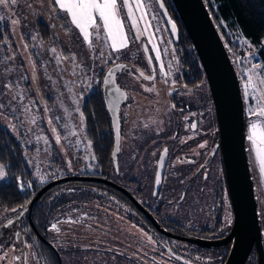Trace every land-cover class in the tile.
I'll list each match as a JSON object with an SVG mask.
<instances>
[{
    "label": "flooded vegetation",
    "instance_id": "obj_1",
    "mask_svg": "<svg viewBox=\"0 0 264 264\" xmlns=\"http://www.w3.org/2000/svg\"><path fill=\"white\" fill-rule=\"evenodd\" d=\"M151 1L155 3L162 30L152 27L153 36L146 40L145 46L143 43L137 48L138 56L129 54L123 58L120 51L102 47L97 58L103 55L108 58L106 68L95 76L80 66L77 75L80 87L68 91L69 97L78 100L81 106L78 113L74 111L76 122L67 116L73 114L68 108L62 111L61 137L88 168L81 175L70 176L94 179L60 181L57 186H66L67 191L59 192L62 205L58 216L50 218L49 223V208L44 203L40 228L33 216L34 204L20 210L15 207V212L0 205V252L7 254L10 264H14V255L21 257L15 264H227L235 250L236 212L225 169L219 111L206 69L192 40L177 26L175 10H169L167 0L163 1L177 23L175 34L158 1ZM41 21L50 28L48 22ZM51 39L50 32L43 40L57 44ZM156 50L160 52L159 60ZM229 52L240 83L245 144L259 206L264 253L260 195L247 143L249 97L245 95L242 69L230 49ZM114 56L120 58L114 60ZM114 64L125 67L116 73L119 92L116 85H111L106 100L104 78ZM140 72L154 79L140 77ZM192 124L196 127L192 128ZM7 133L12 136L0 124V136L4 138ZM4 141H10V137ZM202 144L204 147H200ZM21 150L24 155L22 146ZM1 182L2 179L0 195L4 189ZM82 182L89 183L84 185L93 196L89 201H77L69 211L64 204L65 194L72 187L83 185ZM29 185L17 188L27 192ZM65 215H72L73 218L67 217L75 222L65 226ZM226 218L232 220L227 227ZM9 220L13 221L11 225ZM54 223L60 229L57 234L51 229ZM79 225H92L93 232L108 236L107 241L92 243L95 241L92 233L75 232L82 227ZM114 239L123 241L120 248L113 245ZM98 255L101 261L93 263L92 259ZM259 261L255 241L244 264Z\"/></svg>",
    "mask_w": 264,
    "mask_h": 264
},
{
    "label": "rangeland",
    "instance_id": "obj_2",
    "mask_svg": "<svg viewBox=\"0 0 264 264\" xmlns=\"http://www.w3.org/2000/svg\"><path fill=\"white\" fill-rule=\"evenodd\" d=\"M143 3L147 15L145 20H138L142 33L139 39L135 38L136 29L132 27L131 21L127 18V9H122L121 11V15L124 18L125 31L129 38L128 47L120 51V55L123 58H127L129 54L130 56H138L136 53L137 48H141L143 43L145 46L146 40L153 36V26H158L162 30L155 3L153 4L151 0H143ZM0 15L6 16L4 21H0V104L4 105V108L0 109V124L20 142L26 162L34 171V179L39 184H47L65 176L81 175L88 169L87 164L78 160L73 154L74 151L70 150L62 139L60 117L62 111L68 108L73 114L70 113L67 116L70 120H75L76 114L74 111L78 113L77 109H79L81 104L78 100L70 98L68 91H75L80 87V80L77 76L80 66H83L86 71L91 72L95 76L106 68L108 58H105L104 55L97 58V54L102 47H107L108 45L100 41H94L95 47L90 49L83 41L78 30L71 24L70 17L56 7L54 0H18L15 6L9 8L0 6ZM140 15V12L137 11V18ZM12 19L18 20L19 23L13 25L11 23ZM41 20L49 23L52 33L51 41H57V44L48 43L43 40L44 38L42 39L38 28V23ZM145 21H147V25ZM146 26L147 32L144 31ZM32 37H36V39H32ZM156 37V39H159L158 36ZM164 37L166 38V35ZM236 38L247 48L246 55L236 56L240 69L244 70V74L247 77L250 74L249 69L252 68L253 61L259 59L257 57L258 50L255 48L249 49V42L242 35H236ZM25 45L28 46L27 49ZM52 47L57 48L58 52H62L65 56H71L72 53H75L76 60L64 61L57 66L53 54L49 51ZM9 57H14V59H8ZM112 58L116 60L120 57L114 56ZM33 63L35 64V72ZM259 65L260 68L255 70L256 74L264 77V65L262 62ZM6 69H12V71H6ZM22 76L24 77L23 79L21 78ZM34 76L35 79H33ZM9 80L18 82V88L15 87L14 83V91H8L3 87ZM15 93L23 94L24 100L22 103L19 100H12V96ZM248 97V109L255 107L257 102L255 97L251 95ZM25 107L29 110L25 111ZM249 117L251 118L249 125L257 119L254 116ZM33 119L35 123L32 122ZM50 119L52 123H49ZM53 129H55V132ZM57 135L60 136L59 143L56 141ZM247 143L251 166L256 179V188L260 195V206L264 221V175L260 172V165L256 159L253 146L249 140ZM78 163H84L85 165H78ZM2 180H7V176ZM62 190L67 191L66 186L58 185L51 191L49 200L57 197ZM77 201H80L79 196L69 204L74 205ZM68 215H65V226L70 221L68 217L73 218L72 215ZM76 231L81 234L92 233L95 238L92 243L104 242L108 238L104 233L99 235L98 231L93 232L92 225H83ZM65 232L63 235L67 236ZM55 242L58 243L56 238ZM111 242L119 248L123 243L119 239H114ZM128 243H130V239ZM84 248L88 249V247ZM3 255L4 253L0 252V256ZM100 261V255L92 259L93 263ZM0 264H10L9 257L7 256L6 260H0Z\"/></svg>",
    "mask_w": 264,
    "mask_h": 264
},
{
    "label": "water",
    "instance_id": "obj_3",
    "mask_svg": "<svg viewBox=\"0 0 264 264\" xmlns=\"http://www.w3.org/2000/svg\"><path fill=\"white\" fill-rule=\"evenodd\" d=\"M157 1L167 24L175 34L177 26L173 31L172 25H176V23L171 19L164 1ZM161 3L163 7H161ZM173 3L206 69L219 111L225 169L236 212L234 230L237 234V244L227 264H244L255 241L260 254L258 264H262L264 253L259 228V211L245 144L242 97L238 74L233 65L234 58L230 55L205 0H173ZM115 65L117 64L112 65L109 69H114ZM109 69L105 78L109 74ZM117 71H115L113 82L104 83L106 100L112 88L111 85L120 88L116 82ZM93 179V177L67 176L49 182L41 188L28 207L32 208L42 195L62 180Z\"/></svg>",
    "mask_w": 264,
    "mask_h": 264
},
{
    "label": "snow or ice",
    "instance_id": "obj_4",
    "mask_svg": "<svg viewBox=\"0 0 264 264\" xmlns=\"http://www.w3.org/2000/svg\"><path fill=\"white\" fill-rule=\"evenodd\" d=\"M18 3V0H0V6L4 8H9L11 6H15ZM56 7L63 11L68 17H70L71 24L78 30L79 34L82 36L83 41L87 44L90 49L95 47L94 41H100L102 43H106L113 52H119L128 47L129 38L125 31V23L124 18L121 15L122 9H127V18L131 21V25L134 29H136V39H139L141 33L138 20H145L147 15L145 11V5L143 0H54ZM161 7L163 4L161 3ZM140 12L139 18L136 16V12ZM6 19L5 15H0V21H4ZM99 21V23H98ZM11 23L13 25L18 24L19 21L16 19H12ZM147 25V21H145ZM173 31L176 29V25H172ZM144 31L147 32V26L144 28ZM32 39H36V37H32ZM27 45L25 48L27 49ZM56 61L57 66L62 64L64 61H75L76 55L72 53L71 56H65L62 52H58L57 48L52 47L49 50ZM103 55V53H101ZM8 59H14V57H9ZM151 59V58H150ZM156 59H160V52L156 50ZM124 65H115L114 69H109V74L105 78L104 83L113 82V77L115 76V71L124 68ZM163 68V66H161ZM260 68V65H253L251 69H249V75H247L246 82L244 84V91L246 96H254L256 99L255 107H250L248 109L249 116L257 117L256 120L252 121L249 125V134L247 139L250 141L251 145L256 154V159L260 165V172L264 175V77L258 76L256 74V69ZM33 70L35 72V64L33 63ZM6 71H12V69H6ZM140 77H144L145 79H154L153 76H144L143 72L139 73ZM24 78L23 76L21 77ZM35 79V76L33 77ZM14 83L15 87L18 88V82H13L9 80L7 84H4L3 87L8 91H14ZM152 89H149L151 91ZM119 92V89H116ZM6 94V93H5ZM123 95V93H121ZM13 101L19 100L21 103L24 100V96L22 93H15L12 96ZM173 108L175 105L172 106ZM4 105L0 104V109H3ZM29 109L25 107V111ZM79 112V109H77ZM81 119H83V113H80ZM59 119V118H57ZM187 119V117H185ZM35 123V120L32 121ZM49 123H52V120H49ZM192 128H195L196 125L192 124ZM55 132V129H53ZM75 135V133H73ZM117 136H119L118 126H117ZM56 141L60 142V136H56ZM91 143V142H89ZM200 147H204V145H200ZM119 149L117 148V151ZM164 153H167V149H164ZM163 161V156H161V163ZM5 166L0 165V179L6 177V172L4 170ZM43 179V177H41ZM18 186L23 189L25 182L22 178H17ZM156 183H160L159 175L157 176ZM183 199V197H181ZM23 207V206H21ZM13 212L16 209H12ZM75 222V221H69ZM13 223L12 220L8 221V224L11 225ZM232 224V220L230 218H226L225 226H230ZM51 229L57 232L60 231L57 224L54 223L51 225ZM15 248V246H13ZM7 254L5 253L3 256H0V260H6ZM21 260L19 255H14L13 261L18 262Z\"/></svg>",
    "mask_w": 264,
    "mask_h": 264
},
{
    "label": "trees",
    "instance_id": "obj_5",
    "mask_svg": "<svg viewBox=\"0 0 264 264\" xmlns=\"http://www.w3.org/2000/svg\"><path fill=\"white\" fill-rule=\"evenodd\" d=\"M205 2L231 54L235 57L238 55H246V46L236 38V35H242L249 42V49L255 48L258 50L257 57L261 59L264 65V0H205ZM166 3L169 10H175V16L179 21L177 26L182 27L190 39L185 25L175 8L173 0H167ZM38 28L43 38L49 37L51 31L45 22L40 21L38 23ZM99 103L100 102H96V104ZM2 134H6V132ZM7 137H10V141L5 142L4 140H6ZM2 138L3 136H0V148L2 149L0 150V165L5 166L4 170L7 180L1 182L4 189L0 195V205L12 209L16 207L18 208L17 210H20L29 206V203L33 200L38 191L46 184H39L37 180L34 179V171L29 167L24 155H22L19 141L8 133L7 136H4L3 141L1 140ZM17 178H22L25 185L30 183V190L27 192L19 190L17 188ZM82 183L83 185L79 184L80 186L72 187L73 190L66 194L64 204L65 208L69 211H71L75 205H70L69 203L77 196L80 197L79 202L89 201L93 196L90 194L88 187L84 185L89 183ZM12 186L15 187L11 188ZM56 187L57 185L34 203L33 216L38 223H35L38 228H40V223L42 224L41 217H43L44 203L48 204L49 209L47 218L49 223L51 221L50 218H55L58 215V208L62 205L59 195L49 200L51 191Z\"/></svg>",
    "mask_w": 264,
    "mask_h": 264
},
{
    "label": "built area",
    "instance_id": "obj_6",
    "mask_svg": "<svg viewBox=\"0 0 264 264\" xmlns=\"http://www.w3.org/2000/svg\"><path fill=\"white\" fill-rule=\"evenodd\" d=\"M259 63V59H257V60H254L253 61V65H257ZM242 74H243V76H244V78H245V82H246V79H247V77L245 76V74H244V70L242 69Z\"/></svg>",
    "mask_w": 264,
    "mask_h": 264
},
{
    "label": "bare ground",
    "instance_id": "obj_7",
    "mask_svg": "<svg viewBox=\"0 0 264 264\" xmlns=\"http://www.w3.org/2000/svg\"><path fill=\"white\" fill-rule=\"evenodd\" d=\"M261 62H262V61L260 60L259 63H258L257 65L261 64Z\"/></svg>",
    "mask_w": 264,
    "mask_h": 264
}]
</instances>
